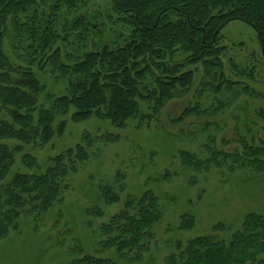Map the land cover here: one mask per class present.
Returning a JSON list of instances; mask_svg holds the SVG:
<instances>
[{
    "label": "trees",
    "instance_id": "1",
    "mask_svg": "<svg viewBox=\"0 0 264 264\" xmlns=\"http://www.w3.org/2000/svg\"><path fill=\"white\" fill-rule=\"evenodd\" d=\"M88 1L0 0V240L18 229L23 217L38 221L64 202L68 179L94 157L96 141L85 133L76 146L50 157L40 174L31 172L41 166L27 147L52 144L64 137L69 123L93 119L117 129L149 127L169 102L192 89L201 68L218 84L209 85V90L220 91L226 85L232 101L243 90L252 94L250 88L225 76L226 49L219 47L223 30L217 32L228 20L229 24L247 22L258 43L262 39L264 44V0H112L107 21L120 22L124 30H119V40L116 33L110 41L104 40L105 25L88 15ZM36 69L55 73L56 82H67L68 93L47 94L49 103L39 100L50 90ZM191 111L195 110H186L184 116ZM117 140L115 136L100 139L110 144ZM10 141L19 145L11 147L6 144ZM17 156L28 172L14 169ZM181 158L187 167L204 165L185 153ZM227 162L264 182V142L206 164L222 167ZM118 182L119 191L113 185L103 189L105 206L120 202L118 193L124 187ZM99 209L95 206L91 214L100 216ZM162 218L156 195L132 200L125 211L102 224L103 247L114 249L121 262L127 255L139 260L149 250ZM196 224L195 219L185 218L181 226L192 230ZM214 230L228 228L221 223ZM232 233L229 240L208 235L178 243L165 264H264V214L250 213ZM76 264L119 263L83 256Z\"/></svg>",
    "mask_w": 264,
    "mask_h": 264
},
{
    "label": "rangeland",
    "instance_id": "2",
    "mask_svg": "<svg viewBox=\"0 0 264 264\" xmlns=\"http://www.w3.org/2000/svg\"><path fill=\"white\" fill-rule=\"evenodd\" d=\"M112 10V0L88 1V15L105 25V41L115 40L116 33L119 40V30H124L120 22L115 25L107 21ZM127 33L124 31V35ZM221 37L219 47L226 49L222 58L225 76L250 88L252 94L242 88L243 94L232 101L226 85L220 91L209 90V85L218 84L213 74L206 76L201 68L202 74L192 89L169 102L159 120L149 127L117 129L95 119L69 123L63 138L43 147L26 148L41 166L39 171L31 172L40 174L49 165L50 157L76 146L85 133L96 141L94 157L68 179L64 202L38 221L23 217L19 228L0 240V264H76L83 256L119 264H165L178 243L208 235L229 240L247 215L264 214V182L228 162L222 167L206 164L225 155L242 154L245 146H262L264 142V58L257 33L251 26L234 21L223 29ZM68 51L77 55L76 50ZM68 62L72 63V59ZM36 72L50 90L40 96L42 102H51L46 100L47 94L68 93L67 82H56L55 73ZM188 109L195 111L184 116ZM108 136L118 140L113 144L100 141ZM6 144L19 145L17 141ZM184 153L204 165L199 169L185 166L181 158ZM14 169L28 172L21 156H17ZM118 180L124 187L118 193L120 202L105 206L101 193L107 185L119 191ZM148 193L157 196L163 218L141 259L133 260L127 255L128 259L121 262L114 249L103 247L105 238L100 228L125 211L128 202ZM97 205L101 213L94 217L91 212ZM185 218L195 219L194 229L181 226ZM221 223L228 230L215 231L214 227Z\"/></svg>",
    "mask_w": 264,
    "mask_h": 264
},
{
    "label": "water",
    "instance_id": "3",
    "mask_svg": "<svg viewBox=\"0 0 264 264\" xmlns=\"http://www.w3.org/2000/svg\"><path fill=\"white\" fill-rule=\"evenodd\" d=\"M231 22V20H228L222 27L221 29L217 32V34L222 31L229 23ZM244 23H247V22H244ZM248 24V23H247ZM249 25V24H248ZM251 26V25H250ZM260 36V35H259ZM260 45L262 46V49H263V54H264V44H263V40L260 39L259 41Z\"/></svg>",
    "mask_w": 264,
    "mask_h": 264
}]
</instances>
